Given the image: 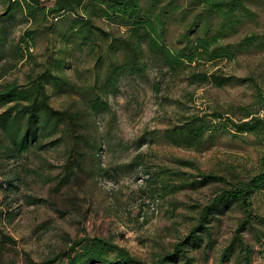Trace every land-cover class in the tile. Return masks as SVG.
I'll return each instance as SVG.
<instances>
[{"label":"rangeland","instance_id":"obj_1","mask_svg":"<svg viewBox=\"0 0 264 264\" xmlns=\"http://www.w3.org/2000/svg\"><path fill=\"white\" fill-rule=\"evenodd\" d=\"M54 1L43 0V4L50 6ZM181 3L187 7L188 0ZM247 5L257 13L256 21L250 23L243 18L239 31L226 35L223 43L239 42L254 31L264 34V0H251ZM197 11L179 10L167 22L164 39L171 48L180 46L178 37L192 24ZM76 15L49 17L42 26L45 34L37 37L36 45L26 52L25 58L11 56L0 69V85H25L50 57H61L64 51L65 68L53 71L66 74L73 87L58 91L47 84L50 101L56 109L82 113L88 136V141L80 146L85 151L83 166L70 171L74 161L68 160L66 150L72 144L67 136L54 141L60 139L59 130L42 141L41 148L33 145L15 160H3L0 148V227L2 234L11 239L0 242V264H42L75 240L88 236H100L130 250L140 264H155L189 233L201 208L225 186L216 181L189 185L202 178L198 174L234 181L236 176L246 179L261 169L264 141L251 134L233 136L230 125L213 114L229 115L239 121L249 108L264 118V44L216 66L211 62L199 65L209 74L232 77L224 86L192 83L190 69L176 75L151 63L142 75L124 76L118 93L100 95L102 100L110 101L111 111L94 114L87 108V101L98 93L109 64L119 61L108 53L107 43L124 35L126 28L98 18L97 25L111 36L98 38L94 47L75 48L73 39L66 36L70 33V19ZM213 23L216 25L217 20ZM31 24L18 21L11 38L18 41ZM241 78L248 80H235ZM197 114L211 119V145L195 150L176 146L164 138L167 128ZM63 128L64 125L60 129ZM158 168L167 172L160 175L157 183H149L147 173ZM193 175L198 178H191ZM169 183L180 189L163 188ZM252 201L254 213L264 218V186ZM219 217L214 248L192 253L198 264H217L244 219L236 207ZM242 233L254 249L252 261L264 264V222Z\"/></svg>","mask_w":264,"mask_h":264},{"label":"trees","instance_id":"obj_2","mask_svg":"<svg viewBox=\"0 0 264 264\" xmlns=\"http://www.w3.org/2000/svg\"><path fill=\"white\" fill-rule=\"evenodd\" d=\"M182 0H55L50 6L44 5L43 0H0V69L9 57L24 59L27 51L36 45L37 37L45 33L43 23L49 17L58 18L63 13L77 14L69 22V35L76 48L78 45L93 46L98 38L108 39L111 33L97 25L98 18H106L119 27H125V34L113 38L107 43V51L119 61L109 64L108 73L98 86V93L87 101L91 113H107L111 111L109 100H102L100 95L116 94L120 90V82L124 76L142 75L151 63L167 68L170 73L179 75L190 71L192 83H214L224 86L233 80L223 77L217 72L210 74L200 70L199 65L212 63L216 66L221 61L234 60L240 53L248 52L251 47L257 48L264 44V34L251 32L236 43H223L221 40L228 34L239 31L246 18L250 23L256 21V12L248 7L251 0H188L183 7ZM160 6V7H159ZM194 13L192 24L181 33L178 47H170L164 37L167 22L179 10L182 13ZM61 16L60 19H63ZM66 19V18H65ZM217 20L214 25L213 20ZM25 22L31 24L18 41L11 35L15 24ZM62 21V20H61ZM65 38V40L67 39ZM67 56L63 51L61 57H50L43 64V69L36 75H31L27 84L7 82L0 85V148L2 159L15 160L28 152L33 145L41 148L42 141L51 138L56 130L61 131V140L67 136L72 148H67L69 171L83 166L85 151L80 149L82 142L88 141L86 135L87 122L80 112L69 109H56L50 101L47 84L58 91L73 84L66 74H55L63 71L67 64ZM103 58L100 59V61ZM54 70V71H53ZM237 82L248 78L235 79ZM97 85V84H96ZM73 87V86H72ZM261 96V92H259ZM244 116L235 121L229 115L213 114L214 117L226 121L230 125L233 136L251 134L256 140L264 141V118L258 111L246 108ZM207 115H192L179 124L167 128L164 138L179 146L202 150L213 143V128ZM63 129H60L63 127ZM48 126H53L50 129ZM68 145V144H67ZM81 150V151H80ZM78 155V159L75 157ZM82 157H81V156ZM261 158V169L258 174L234 181L224 176L200 173L198 181L191 186L208 184L213 181L223 183L214 197L198 214L197 223L189 233L173 245L170 252L158 258L155 264H198L193 252L201 249L211 250L215 246V228L221 215L229 208H239L244 219L238 225L230 244L219 255L217 264H255L252 261L254 249L246 241V229H256V224L264 222L262 216L254 213L253 196L264 186V146ZM189 164V162H185ZM166 169L158 168L150 175L148 182L157 183L160 175ZM198 176H191V178ZM188 180V177H183ZM1 183V181H0ZM10 183V180L9 182ZM179 190L180 186L171 183L163 188ZM242 233V234H241ZM11 239L2 234L0 227V242ZM214 243V244H213ZM42 264H140L130 250L119 246L106 238L83 237L72 242L63 250Z\"/></svg>","mask_w":264,"mask_h":264}]
</instances>
